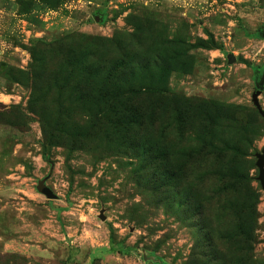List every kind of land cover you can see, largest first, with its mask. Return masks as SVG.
<instances>
[{
    "label": "rangeland",
    "instance_id": "rangeland-1",
    "mask_svg": "<svg viewBox=\"0 0 264 264\" xmlns=\"http://www.w3.org/2000/svg\"><path fill=\"white\" fill-rule=\"evenodd\" d=\"M261 78L264 0H0V264H264Z\"/></svg>",
    "mask_w": 264,
    "mask_h": 264
},
{
    "label": "water",
    "instance_id": "water-1",
    "mask_svg": "<svg viewBox=\"0 0 264 264\" xmlns=\"http://www.w3.org/2000/svg\"><path fill=\"white\" fill-rule=\"evenodd\" d=\"M263 81H264L263 78H261V80L257 83V91L253 93L252 98L254 105L256 106L260 114L264 117V109L262 108L258 98V95L260 94L261 90L264 88ZM256 156L258 157L256 162L259 170L258 179L261 183L262 188L264 189V147L262 149V152L257 153ZM40 191L46 194L50 198L57 197V195L53 193L52 189L46 186L44 183L41 184Z\"/></svg>",
    "mask_w": 264,
    "mask_h": 264
}]
</instances>
